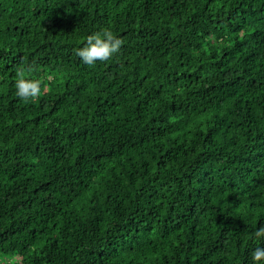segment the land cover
<instances>
[{
    "label": "trees",
    "instance_id": "obj_1",
    "mask_svg": "<svg viewBox=\"0 0 264 264\" xmlns=\"http://www.w3.org/2000/svg\"><path fill=\"white\" fill-rule=\"evenodd\" d=\"M259 227L264 0H0V264H252Z\"/></svg>",
    "mask_w": 264,
    "mask_h": 264
},
{
    "label": "clouds",
    "instance_id": "obj_2",
    "mask_svg": "<svg viewBox=\"0 0 264 264\" xmlns=\"http://www.w3.org/2000/svg\"><path fill=\"white\" fill-rule=\"evenodd\" d=\"M122 41L108 28L87 36L86 42L76 50V56L88 65L94 66L98 61L107 62L121 50ZM41 81L27 75L23 70L15 81V96L25 102H34L42 94ZM258 246L251 253L252 264H264V227H259L253 234Z\"/></svg>",
    "mask_w": 264,
    "mask_h": 264
}]
</instances>
